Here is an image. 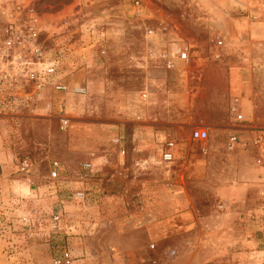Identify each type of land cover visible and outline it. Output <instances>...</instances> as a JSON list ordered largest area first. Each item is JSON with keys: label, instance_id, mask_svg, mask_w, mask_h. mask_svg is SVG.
Returning a JSON list of instances; mask_svg holds the SVG:
<instances>
[{"label": "rangeland", "instance_id": "374dc122", "mask_svg": "<svg viewBox=\"0 0 264 264\" xmlns=\"http://www.w3.org/2000/svg\"><path fill=\"white\" fill-rule=\"evenodd\" d=\"M11 3L0 0V12ZM36 7L49 24L68 22L42 42L71 54L69 84L88 94L46 92L34 113L0 119V264H53L64 249L71 264H264V0ZM161 27L173 56L187 49L202 64L170 73L145 106L140 94L158 78L145 30ZM199 125L209 127L205 142L190 140Z\"/></svg>", "mask_w": 264, "mask_h": 264}, {"label": "built area", "instance_id": "2783aa9c", "mask_svg": "<svg viewBox=\"0 0 264 264\" xmlns=\"http://www.w3.org/2000/svg\"><path fill=\"white\" fill-rule=\"evenodd\" d=\"M38 1L12 0L11 6L0 12V119L34 113L36 102L40 101L46 92L66 97H85L88 94L87 87L69 84L75 71L71 54L64 51L65 48L44 47L42 38L60 36L67 30L68 22L65 20L58 24L46 22L36 7ZM135 6L139 8L140 2L136 1ZM137 14L140 15L139 12ZM171 35L167 27L145 30V38L158 47L155 58L151 57L152 60L161 61L162 68L166 70L175 67V60L183 64L192 61L187 49H183L175 56L171 55L167 49ZM216 43L221 44L219 37H216ZM99 54L101 56L105 54L103 47H100ZM140 98L147 100L148 93L141 92ZM232 112H237L235 107L232 108ZM236 118L240 120L242 116L237 114ZM59 121L62 130L69 126V118L62 117ZM191 138L196 142H205L208 140V132L196 128L192 131ZM235 141L236 137L229 138V144ZM112 142L118 147L119 155L123 156L124 137L117 136ZM165 147L166 150L162 152L161 157L164 162L170 163L174 159L171 152L174 145L172 142H166ZM82 166L84 170L94 172L91 164ZM57 167L58 164L54 162L49 179H57ZM28 170V161L23 160L19 164V172L27 173ZM73 198L83 201L85 194L77 191ZM52 220L58 224L61 222V216L53 215ZM71 259L69 251L64 249L61 257L54 260L53 264H71Z\"/></svg>", "mask_w": 264, "mask_h": 264}, {"label": "crops", "instance_id": "0c3cea01", "mask_svg": "<svg viewBox=\"0 0 264 264\" xmlns=\"http://www.w3.org/2000/svg\"><path fill=\"white\" fill-rule=\"evenodd\" d=\"M171 44H173V43H169L167 45V49L168 50L170 49ZM171 55H173V54H171ZM149 62H150L151 65H153L152 67L154 69V73H156V76L158 77L157 78L158 80L157 79L156 80H150V83L148 85L146 84L145 88L142 90V92L146 91L148 93L147 100H143L144 102L142 101L143 105H145V106H150L149 101L152 100L151 97L159 93L156 89L157 88H163V86H164L163 84H165L164 78H166L172 72L179 71L180 70L179 67L187 66V64H183V63H180L178 60H175V62H176L175 63V67L173 69H171V70H166V69L162 68V62L161 61H153V60L150 59ZM191 62L195 64V67H198L199 65L202 64V60H200V59L193 60ZM170 106L171 107L167 109V112H175V111H177V109L174 108L173 105L170 104ZM246 107H247V110L249 108V112L253 111L251 105H249V107L248 106H246ZM196 128H200V129L206 130V128L208 129L209 127L208 126H200L199 125V126L195 127L194 129H196ZM190 140L193 141V142H196V141H194L191 138V135H190ZM4 158H5V155L0 154V164H1V162H3L5 160Z\"/></svg>", "mask_w": 264, "mask_h": 264}]
</instances>
